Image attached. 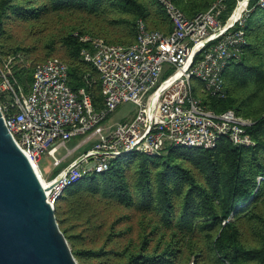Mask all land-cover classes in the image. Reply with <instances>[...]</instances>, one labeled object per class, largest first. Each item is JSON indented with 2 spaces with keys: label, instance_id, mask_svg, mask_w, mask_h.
Masks as SVG:
<instances>
[{
  "label": "trees",
  "instance_id": "16d2710c",
  "mask_svg": "<svg viewBox=\"0 0 264 264\" xmlns=\"http://www.w3.org/2000/svg\"><path fill=\"white\" fill-rule=\"evenodd\" d=\"M187 17L216 0H171ZM224 21L236 4L225 0ZM240 58L223 72L225 96L193 94L215 112L232 109L250 124L253 143L226 138L210 148L169 145L133 151L108 170L68 186L55 218L79 264H264V7L248 0ZM170 32L157 0H0V68L27 92L35 65L58 57L68 84L103 106L97 69L81 56L86 35L107 43L136 40V21ZM0 91V103H8Z\"/></svg>",
  "mask_w": 264,
  "mask_h": 264
},
{
  "label": "built area",
  "instance_id": "2783aa9c",
  "mask_svg": "<svg viewBox=\"0 0 264 264\" xmlns=\"http://www.w3.org/2000/svg\"><path fill=\"white\" fill-rule=\"evenodd\" d=\"M157 1L171 20L168 33L148 29L138 19L136 40L129 45L81 37L88 44L81 56L101 80L104 104L98 109L84 88L77 92L70 88L67 64L58 57L35 65L27 92L10 82V58L0 68V91L8 97V103H0L3 121L37 174L38 169L46 201L53 208L68 186L108 170L115 159L133 151L154 155L169 145L210 148L221 138L237 146L253 143L246 131L249 119L232 109L215 112L193 94V80H198L201 90L225 96L223 72L248 43L243 29L247 5L232 18L236 0L223 21L225 0L214 1L193 17L171 0ZM259 5L264 7V0ZM128 101L136 106L132 117L107 129L104 120ZM79 136L67 148V141ZM89 142L91 146L56 175L44 177L38 165L44 152L58 166ZM60 148L67 149L63 157L57 156Z\"/></svg>",
  "mask_w": 264,
  "mask_h": 264
},
{
  "label": "water",
  "instance_id": "95a60500",
  "mask_svg": "<svg viewBox=\"0 0 264 264\" xmlns=\"http://www.w3.org/2000/svg\"><path fill=\"white\" fill-rule=\"evenodd\" d=\"M0 264H79L38 174L13 140L1 110Z\"/></svg>",
  "mask_w": 264,
  "mask_h": 264
},
{
  "label": "rangeland",
  "instance_id": "374dc122",
  "mask_svg": "<svg viewBox=\"0 0 264 264\" xmlns=\"http://www.w3.org/2000/svg\"><path fill=\"white\" fill-rule=\"evenodd\" d=\"M234 9V8H233ZM231 13V12H230ZM223 14V13H222ZM8 99V97L6 98ZM5 102V101H4ZM2 102V103H4ZM136 106L132 102L121 103L114 111H112L109 116L104 120L103 125L108 129L110 126L115 125L121 121L129 119L134 114ZM80 139L79 137L71 138L67 141V148H72L75 143ZM91 146V142L85 144L83 147L74 151L70 156L63 159L62 164L58 166H53L52 159L45 152L42 154L38 165L42 171L45 178H51L56 175L63 167L67 166L68 163L77 155L82 153L86 148ZM66 148H60L57 152V156L63 157L66 154Z\"/></svg>",
  "mask_w": 264,
  "mask_h": 264
},
{
  "label": "bare ground",
  "instance_id": "6f19581e",
  "mask_svg": "<svg viewBox=\"0 0 264 264\" xmlns=\"http://www.w3.org/2000/svg\"><path fill=\"white\" fill-rule=\"evenodd\" d=\"M245 5H247V0H239L237 6L235 7L234 11H233V15H232V18H235L237 16L240 15L241 11L244 9ZM38 174H39V171L38 169L36 168Z\"/></svg>",
  "mask_w": 264,
  "mask_h": 264
}]
</instances>
